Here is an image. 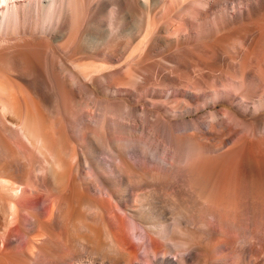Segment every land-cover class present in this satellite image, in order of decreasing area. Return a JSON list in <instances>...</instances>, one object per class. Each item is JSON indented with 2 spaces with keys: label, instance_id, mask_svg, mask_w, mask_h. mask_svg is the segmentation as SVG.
I'll list each match as a JSON object with an SVG mask.
<instances>
[{
  "label": "bare ground",
  "instance_id": "1",
  "mask_svg": "<svg viewBox=\"0 0 264 264\" xmlns=\"http://www.w3.org/2000/svg\"><path fill=\"white\" fill-rule=\"evenodd\" d=\"M0 264H264V0H0Z\"/></svg>",
  "mask_w": 264,
  "mask_h": 264
},
{
  "label": "rangeland",
  "instance_id": "2",
  "mask_svg": "<svg viewBox=\"0 0 264 264\" xmlns=\"http://www.w3.org/2000/svg\"><path fill=\"white\" fill-rule=\"evenodd\" d=\"M236 25H238V24H235V26ZM104 99H107V100H111L110 98H108L107 96H105L104 97ZM227 106L226 105H224V104H219V106H218V109L219 110H224L225 108H226ZM229 108L230 109H232V111H235L234 110V108H232V107H230L229 106ZM217 109V110H218ZM193 117H190V119H192ZM106 196H101V198H105ZM101 198L100 197H97V196H95V199L99 202L100 200H101ZM107 198V197H106ZM120 215V214H119ZM125 215V218H126V223L127 222H130V223H135V225H136V221L135 220H133L128 214H124ZM109 217V221H110V224H111V226H112V223H111V220H110V218L112 217V216H108ZM113 223L116 225V223H118V225H122L123 223H122V220L121 219H119V218H115L114 219V221H113ZM139 225V224H138ZM140 227V226H139ZM140 229H142L141 227H140Z\"/></svg>",
  "mask_w": 264,
  "mask_h": 264
}]
</instances>
